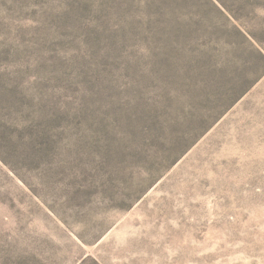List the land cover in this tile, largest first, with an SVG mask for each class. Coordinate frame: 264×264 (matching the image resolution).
I'll use <instances>...</instances> for the list:
<instances>
[{
    "label": "rangeland",
    "instance_id": "374dc122",
    "mask_svg": "<svg viewBox=\"0 0 264 264\" xmlns=\"http://www.w3.org/2000/svg\"><path fill=\"white\" fill-rule=\"evenodd\" d=\"M0 264H264V0H0Z\"/></svg>",
    "mask_w": 264,
    "mask_h": 264
}]
</instances>
